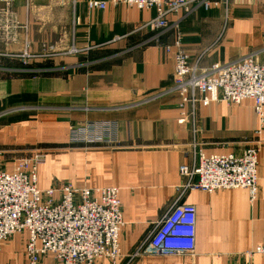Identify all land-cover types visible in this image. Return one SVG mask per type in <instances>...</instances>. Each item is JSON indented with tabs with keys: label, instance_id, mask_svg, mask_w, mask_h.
Returning a JSON list of instances; mask_svg holds the SVG:
<instances>
[{
	"label": "crops",
	"instance_id": "crops-1",
	"mask_svg": "<svg viewBox=\"0 0 264 264\" xmlns=\"http://www.w3.org/2000/svg\"><path fill=\"white\" fill-rule=\"evenodd\" d=\"M105 10L88 0H0V159L12 174L18 161L46 152L37 170L39 190L118 188L124 226L119 237L123 258L150 236L175 206L196 208L192 255L151 257L130 264H247L264 244V108L255 102L198 105L181 122L174 85L172 31L161 38L139 29L155 11L110 0ZM209 11L170 16L183 46L201 68L254 56L264 64V0H218ZM74 45L84 53L42 69L20 67L13 58L25 51H62ZM58 46V47H57ZM61 47V48H60ZM44 64V65H45ZM23 65V64H22ZM32 67V66H31ZM170 91V93H168ZM95 124L90 135L109 137L114 147L80 144L71 148V126ZM92 145V144H91ZM257 148L258 194L244 189L216 193L187 191L180 168H193L196 153L241 155ZM28 232L2 244L0 264H28ZM252 264H264L255 254ZM41 264H58L47 255ZM94 264H111L105 259Z\"/></svg>",
	"mask_w": 264,
	"mask_h": 264
},
{
	"label": "built area",
	"instance_id": "built-area-1",
	"mask_svg": "<svg viewBox=\"0 0 264 264\" xmlns=\"http://www.w3.org/2000/svg\"><path fill=\"white\" fill-rule=\"evenodd\" d=\"M114 7L124 6L138 10L155 11L156 17L142 26L140 31L157 33V37L174 31V42L165 46V52H175L174 85L170 90L181 99L182 119L194 115L196 107H209L221 102L239 105L244 100L255 102V112L263 116L264 64L254 56H247L227 64H214L201 68L200 60H192L183 46L177 23L170 16L190 14L198 10L209 11L219 7L218 0H110ZM108 3L88 0L90 9L105 10ZM75 50L73 53H76ZM70 55L72 52L69 53ZM63 53L43 52L13 56L23 64L54 61ZM170 91L168 93H170ZM92 132L95 124H88ZM78 131V130H77ZM81 131V130H80ZM90 143L99 147H114L109 137ZM82 141V139L80 140ZM79 143L78 141H75ZM46 152L39 151L34 158L18 161L12 174L5 172L0 159V253L2 244L13 236L28 232L26 246L28 264H41L47 255H53L58 264H94L105 259L118 264L123 258L119 237L124 226L120 190L118 188L61 189L41 191L36 186L37 170L45 164ZM257 148H249L241 155H213L207 157L202 150L196 153L193 168L182 166L184 178L181 194L187 191L216 193L244 189L251 201L258 194ZM0 156H2L0 152ZM197 212L194 206L175 205L158 222L150 236L128 257V264L145 256L170 257L192 255L195 251ZM264 254V244L255 252Z\"/></svg>",
	"mask_w": 264,
	"mask_h": 264
},
{
	"label": "rangeland",
	"instance_id": "rangeland-1",
	"mask_svg": "<svg viewBox=\"0 0 264 264\" xmlns=\"http://www.w3.org/2000/svg\"><path fill=\"white\" fill-rule=\"evenodd\" d=\"M58 47V46H57ZM61 48V47H60ZM77 51L76 53H73L74 51ZM43 52H57V53H63V57L62 58H58L57 60H54V61H59V62H62L60 63L63 64V61L64 62H68L66 60L68 59H71L73 58L74 56L77 57V56H80L81 54H83L84 52L82 50H79L78 48H76L74 45H71L70 47H68V49L66 50H60V51H43ZM41 51V53H43ZM72 52V54L70 55L69 53ZM28 53L27 51H25L24 53H22L21 55L23 54H26ZM39 54V53H38ZM20 55V56H21ZM83 56V55H81ZM53 60L52 61H43V62H38V63H29L28 65H25L23 64L20 60L19 62H21L22 64H20V67H23L24 70H27L28 68H30L31 66H35V65H42V64H45V63H51V62H54ZM28 67V68H26ZM38 69V68H36ZM71 148H74L75 146H79L80 144H84V145H87V146H93L91 145L90 143V135L92 134V131L90 129H87L86 126H71ZM78 130V131H77ZM81 130V131H80ZM82 139V141H80ZM75 141H78L79 143H76L75 145ZM93 147H99V146H93Z\"/></svg>",
	"mask_w": 264,
	"mask_h": 264
},
{
	"label": "trees",
	"instance_id": "trees-1",
	"mask_svg": "<svg viewBox=\"0 0 264 264\" xmlns=\"http://www.w3.org/2000/svg\"><path fill=\"white\" fill-rule=\"evenodd\" d=\"M47 65L45 64H42V65H35V66H32V67H30V68H38V69H42V68H44V67H46Z\"/></svg>",
	"mask_w": 264,
	"mask_h": 264
}]
</instances>
